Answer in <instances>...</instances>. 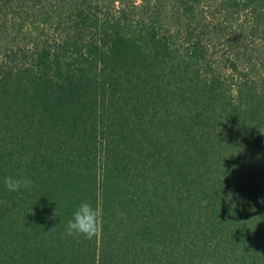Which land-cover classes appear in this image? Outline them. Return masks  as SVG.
<instances>
[{
  "label": "trees",
  "instance_id": "obj_1",
  "mask_svg": "<svg viewBox=\"0 0 264 264\" xmlns=\"http://www.w3.org/2000/svg\"><path fill=\"white\" fill-rule=\"evenodd\" d=\"M177 1L173 21L145 22L65 0L57 38L0 49V264H264V0H222L258 48ZM82 201L100 209L92 240L64 234Z\"/></svg>",
  "mask_w": 264,
  "mask_h": 264
},
{
  "label": "rangeland",
  "instance_id": "obj_2",
  "mask_svg": "<svg viewBox=\"0 0 264 264\" xmlns=\"http://www.w3.org/2000/svg\"><path fill=\"white\" fill-rule=\"evenodd\" d=\"M63 1L65 0L53 1L49 6V12L45 13L41 17L35 15V19L18 18L15 12H9L8 14L4 12L0 13V21H1L0 49L5 47L4 45L6 44L9 46L15 44L18 45L19 47L28 45V47H30L31 45L33 46L35 42L42 43L47 40L50 41L52 38H57L60 32L63 30L64 25L58 26L57 20L54 17L60 10L68 11L67 7H69V5L59 6V4H62ZM135 1L140 2V0H135ZM159 1L162 3L161 6L163 9L159 13V17L152 16V18L150 16L141 17L142 16L141 13H139L140 16L136 18L132 10L134 0H116V6L120 5L127 7V15L126 17L124 16L126 21H128V18L135 20L141 19L142 21L145 22L173 21V17H171L170 15V10L175 12V10L179 5V2L177 0H159ZM186 2L187 3L194 2L196 11L202 16L205 13L207 16L206 18L208 19L209 22L211 23L215 22L217 26H219L220 24L226 26V30H225L226 35L222 37V39H220L223 42L227 41L226 38L228 35L230 36L241 35L242 37L240 38H244L245 42L248 43L249 46L251 44V46L255 48L260 47L261 41H259V39H256L255 36H253V34L250 35L249 33L250 23H251L250 16L242 12L240 13L236 12L237 8L232 7V9L234 10L232 12L226 11V9H223L222 0H195V1L186 0ZM149 4H151V2L148 3V5ZM94 9L95 11L92 10V12H98L100 18L102 19H104L107 16L119 17V15L116 14L114 11L112 0H99L98 7H95ZM43 10H44L43 8L42 9L40 8V12ZM43 13L44 12H41L40 14ZM41 20L42 22H40ZM43 20L45 22H43ZM46 22L48 23L45 25V28L43 29V25ZM185 34L190 35L191 32L185 31L183 35ZM183 35H182V39L187 40V38ZM209 36L213 40H215L216 43L218 42L215 39L216 34L214 32L209 33ZM253 40L255 41L253 42ZM219 68L222 69V67ZM230 70L231 69H229V71Z\"/></svg>",
  "mask_w": 264,
  "mask_h": 264
},
{
  "label": "clouds",
  "instance_id": "obj_3",
  "mask_svg": "<svg viewBox=\"0 0 264 264\" xmlns=\"http://www.w3.org/2000/svg\"><path fill=\"white\" fill-rule=\"evenodd\" d=\"M33 181L28 177L7 176L4 185L10 192L31 188ZM100 209L89 201H82L72 214V218L65 225V236L92 240L101 231Z\"/></svg>",
  "mask_w": 264,
  "mask_h": 264
}]
</instances>
